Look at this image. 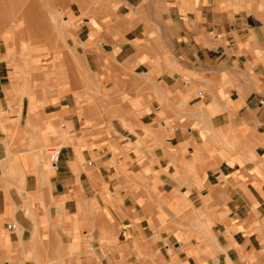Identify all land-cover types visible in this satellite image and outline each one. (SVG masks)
I'll use <instances>...</instances> for the list:
<instances>
[{
  "label": "crops",
  "instance_id": "crops-1",
  "mask_svg": "<svg viewBox=\"0 0 264 264\" xmlns=\"http://www.w3.org/2000/svg\"><path fill=\"white\" fill-rule=\"evenodd\" d=\"M44 1L0 0V264H264V13Z\"/></svg>",
  "mask_w": 264,
  "mask_h": 264
},
{
  "label": "rangeland",
  "instance_id": "rangeland-1",
  "mask_svg": "<svg viewBox=\"0 0 264 264\" xmlns=\"http://www.w3.org/2000/svg\"><path fill=\"white\" fill-rule=\"evenodd\" d=\"M26 2V0H24ZM145 1H158V0H145ZM99 2H104V0H58L57 7L51 5V2L45 0L43 3L45 4V11L49 12L47 17L51 20V26L53 33L55 34L56 40L58 43H64L66 38L63 35V28L65 26L66 30H71L73 13L80 11V9L87 3L90 5H97ZM236 6L238 3H244L248 5L252 10H257L259 12L264 13V0H235ZM51 8V9H50ZM238 9V6H237ZM54 18V19H53ZM65 32V31H64ZM66 34V32H65ZM15 52L19 53L20 51H24L29 53L32 48L31 40L28 38L21 39L20 37L15 40ZM19 55V54H18ZM28 59H31V55H27Z\"/></svg>",
  "mask_w": 264,
  "mask_h": 264
},
{
  "label": "built area",
  "instance_id": "built-area-1",
  "mask_svg": "<svg viewBox=\"0 0 264 264\" xmlns=\"http://www.w3.org/2000/svg\"><path fill=\"white\" fill-rule=\"evenodd\" d=\"M261 105L264 106V101L261 102ZM47 154H48V158H49V162L50 165L53 168H58L59 167V163H60V159H61V150L58 147L55 146H50L47 150ZM16 224H9L8 228L9 229H16Z\"/></svg>",
  "mask_w": 264,
  "mask_h": 264
}]
</instances>
